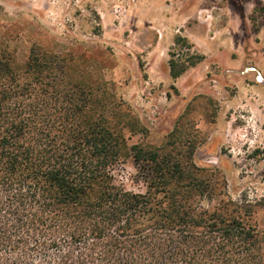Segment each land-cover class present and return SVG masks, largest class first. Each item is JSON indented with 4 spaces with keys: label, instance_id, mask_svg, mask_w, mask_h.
Wrapping results in <instances>:
<instances>
[{
    "label": "trees",
    "instance_id": "trees-1",
    "mask_svg": "<svg viewBox=\"0 0 264 264\" xmlns=\"http://www.w3.org/2000/svg\"><path fill=\"white\" fill-rule=\"evenodd\" d=\"M170 56L172 79L200 59ZM90 60L33 47L18 72L0 51V264H264V232L217 182H197L192 149L174 153L175 136L127 145L135 130ZM124 155L143 193L113 182Z\"/></svg>",
    "mask_w": 264,
    "mask_h": 264
},
{
    "label": "rangeland",
    "instance_id": "rangeland-1",
    "mask_svg": "<svg viewBox=\"0 0 264 264\" xmlns=\"http://www.w3.org/2000/svg\"><path fill=\"white\" fill-rule=\"evenodd\" d=\"M33 47L89 56L91 75L135 130L124 132L127 145L162 147L175 136L174 153L192 149L197 182H217L264 232V0H0V51L14 70ZM171 54L179 66L200 59L172 79ZM111 173L145 191L129 156Z\"/></svg>",
    "mask_w": 264,
    "mask_h": 264
}]
</instances>
